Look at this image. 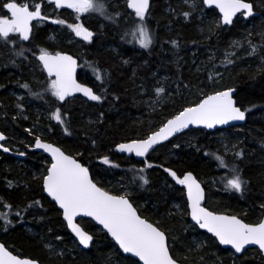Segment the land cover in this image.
<instances>
[{"label": "rangeland", "instance_id": "obj_1", "mask_svg": "<svg viewBox=\"0 0 264 264\" xmlns=\"http://www.w3.org/2000/svg\"><path fill=\"white\" fill-rule=\"evenodd\" d=\"M3 1L8 0H0V3ZM14 1L20 5L28 4L30 8L39 4L46 14L55 13L56 18L65 21L60 26L51 27L48 37H41V40L39 37L37 38V40L39 39L37 41L39 48L51 49L59 45V47L67 46L80 50L82 53L83 50L94 49L97 55L109 52L113 67L116 68L115 65L118 63L123 66V68H118L117 79L114 80L115 82L118 80L124 85L123 90L119 91L122 93L135 90L134 93H137L138 98L130 107L117 106L116 104L122 103L125 98L118 94L117 87H114L112 92L102 91L99 100L89 101L79 96H73L67 101L63 100L61 104L55 102L57 97L52 95L50 87L52 81L45 77L43 72L37 74V67L33 65L29 67L30 75L31 69L33 70L30 79L32 84L30 85H27L26 81L17 84L25 72L14 73L9 68L10 71H7L3 78L5 81H0V131L4 135L1 144L10 147L16 153L25 151L27 155L23 158H16L12 154L0 151V160L4 155L10 156L17 172L26 173L30 179L40 182V178L46 174V168L50 164L45 161V158L38 156H35L38 160L31 158L30 148L37 138L52 142L74 157L81 158L80 156H83L81 161L89 169L92 180L101 188L115 195L127 196L141 216L151 220L165 232L172 257L182 264H242L241 255L249 260L248 264H255L254 257L256 255L250 249L251 247L240 254H235L231 248L221 246L215 237L200 229L196 223L189 219L183 187L172 181L163 170H159L158 160L162 158L159 150L163 144L167 145V154L170 158L176 157L180 149L183 148H191L196 151L202 149L204 153L216 156L218 163H215L214 167H217V171L222 174L223 178L227 166L224 158L228 157L229 161L235 162L236 166L240 167L238 177L242 184L243 182L253 183L264 173V160L260 161V157L264 159V108L248 115V120L251 126L255 125L254 127L236 125L229 129L219 128L208 131L205 145L202 146L196 142L200 135L199 128L183 131L155 147L143 159L134 160L133 157H130L131 155L120 153L116 146L124 141L146 137L163 124L168 117L178 113L184 107L196 103L197 97L234 87L235 84L232 81L234 77L241 74L253 77L252 71L257 72L264 68V0H248L253 6L252 15L245 16V11L242 10L232 18V22L229 24L222 21V16L215 6L206 5L204 0H161L162 3L160 2L161 5H159L162 16L167 18L169 16V19L174 21L178 28L192 29V34L183 41L174 33L176 30L173 32L171 28L160 31L159 26L156 25L153 27L152 35L157 41H154L153 44L151 41L146 48L141 47L138 42V28L140 27L147 29L152 40L146 17L140 20L134 15L133 20L136 21L134 28L125 23L127 30L123 32V35L118 34L116 40V32L113 33L110 26L101 19V17L103 19L110 17L111 19L120 13L123 14V20L127 17L129 20L125 21L130 22L133 17L127 10V0H112L108 3L109 6L103 1L104 14L99 11L77 13L70 8L64 10V7H59L54 12V9L47 4V0ZM153 1L150 2L148 14L152 13ZM2 13L6 14L0 9V18ZM129 15L130 17H128ZM81 23H84L82 26L89 28L95 34L89 44H86L85 40L77 36L68 26ZM107 33L113 37L107 36ZM211 39L214 43L213 46L209 43L201 48L186 47L181 49L178 47L180 41L191 43L193 41H210ZM124 44L128 47L124 48L126 47ZM24 45L16 37V39L9 40L5 47H11L12 52L17 47V51L22 53L29 60L28 62H34L32 56L27 55L29 46ZM148 48L152 53H166L173 61L172 66L168 67V70L153 66L145 56L146 53L143 52ZM185 57L186 60H184ZM103 63L107 66L106 61ZM90 64L94 68L97 66L93 60ZM190 68V72L194 75L209 74L208 78L198 80L186 92L177 91L176 77ZM84 76L87 77L86 74ZM141 76L150 87L155 90L163 89V92L157 94L156 91L153 96L145 95L142 85L137 86ZM109 82L113 84V81ZM109 82L107 84H110ZM105 87L107 88V86ZM31 88L35 89L34 92ZM33 97H38L40 101ZM235 101L237 103L236 99ZM74 102L80 103L82 106V109L77 111L75 118L70 112ZM57 110H59L61 120L68 121L69 126L74 127L75 134L81 138H87L86 128L97 127V122L106 123L109 131L112 129L121 131L122 125L126 126L123 129H128L130 126L135 127L128 134H120V137H116L110 143H105L103 139H91L89 146L81 148L78 143L74 142L76 140L69 136V133L64 132L63 120L57 121L53 118V114ZM78 127H81V130H77ZM253 151H256L259 156L256 164L252 159ZM105 158L109 161L108 163H104ZM132 162L138 169L134 171V174L141 177L139 187L128 183L124 170L118 168V166ZM7 169L0 175V186L3 188V191H0V241L4 238L9 244L10 241L5 235L18 228L38 240L39 247L44 253V261L37 256L31 259L36 260L39 264H50L51 260L59 262L58 259L63 260L60 261L61 264H80L76 258L79 259L85 255L88 257V264H96L94 263L96 261H93L89 255L94 252L98 253V242L103 244V238L106 237H103V229L93 224L89 218L79 217L76 222L92 237L89 245L83 247L67 229L65 230L69 232V236L62 231V228L52 225L50 222L46 223L45 230L41 229V226L37 224L41 218H36V216L28 218L30 221L32 219L31 223L28 220L22 223L20 214L15 212L22 204L28 206L37 199L21 198L20 201L15 199L13 197L15 194L12 191L23 188L25 185L20 182L18 184L19 180H13L17 178L16 175V178L11 177L9 172L11 167ZM132 177L135 176L132 174ZM235 177L223 180L224 189L221 191L214 189L216 186L211 180L207 182L202 177H198L207 193L203 205L214 212L235 215L247 223L259 222L264 217V187L251 192L250 199L254 201V205L249 206L238 197L239 193L228 185V181ZM157 188L158 193L153 190ZM219 194L230 200L232 205L220 204L219 199L217 200ZM38 199L43 200L41 197ZM10 209L14 210L12 214L9 213ZM46 213L50 214L49 209L46 210ZM10 223H14L16 226L13 227L14 224ZM109 240L110 244H107L105 258L99 264H141L135 258L124 255L117 245ZM262 259L264 262V258ZM84 264H87L86 261Z\"/></svg>", "mask_w": 264, "mask_h": 264}, {"label": "snow or ice", "instance_id": "obj_2", "mask_svg": "<svg viewBox=\"0 0 264 264\" xmlns=\"http://www.w3.org/2000/svg\"><path fill=\"white\" fill-rule=\"evenodd\" d=\"M57 7L74 9L77 13L89 11L103 12V0H50ZM206 4L215 3L223 13V22L229 24L232 17L241 10L244 14L252 15V4L245 0H204ZM128 7L133 9L140 20L145 18L149 8V0H127ZM4 8L11 13V18H0V38L7 40L10 33H18L21 40H28L30 33V22L35 19H44L41 15V6L33 5L34 10H29L28 4L22 6L16 2H8ZM187 15V14H186ZM53 23L64 24L63 20H53ZM77 36L88 41L93 33L82 25H68ZM139 44L141 47H148L151 43L146 28H138ZM135 35V33H133ZM39 59L43 62L44 68L49 76L55 75L51 82L52 95L63 101L72 92H83L91 100H99L100 97L93 94L89 88L82 87L72 78V71L75 61L70 56L57 53L50 56L41 49ZM230 62V61H229ZM97 79H100L97 74ZM27 87V85H25ZM157 94L163 89H157ZM57 121L61 120L59 110L53 114ZM245 114L233 106L229 92H221L208 96L194 107L184 109L174 119L169 120L158 132L150 135L146 140L135 141L130 144L118 146L120 151L135 152L137 156H144L148 150L161 140L167 139L174 132L188 127L190 124H203L211 128L214 124H226L230 120H243ZM3 139V136H0ZM37 148H43L51 152L54 163L44 177L45 191L63 209L64 219L69 228L79 237L80 243L88 246L91 236L81 231L73 222V218L83 214L91 216L104 226L105 229L116 240L125 253H131L139 257L143 264H175L169 256L168 247L163 232L141 219L127 199L122 196L109 195L98 188L88 178V170L82 167L74 159L65 156L58 148L49 144L36 142ZM4 151H7L5 148ZM239 155V153H237ZM217 159H220L217 157ZM107 158L104 163H108ZM223 164V161H221ZM151 166V165H149ZM166 171H168L166 169ZM174 178L176 174L170 173ZM145 183L147 181L145 180ZM177 183L184 184L188 188V198L191 202L192 219L201 228H206L213 233L221 244L231 245L239 253L245 245H258L264 251V222L252 226L242 223L236 217L217 216L200 207V200L203 194L200 185L191 174L177 179ZM242 181L238 176L228 181V185L236 191L241 190ZM0 264H31L28 260L18 259L11 255L0 245Z\"/></svg>", "mask_w": 264, "mask_h": 264}, {"label": "trees", "instance_id": "obj_3", "mask_svg": "<svg viewBox=\"0 0 264 264\" xmlns=\"http://www.w3.org/2000/svg\"><path fill=\"white\" fill-rule=\"evenodd\" d=\"M105 2V4H107L108 6L112 0H103ZM161 0H154L152 3V13L146 15V21L148 22V27L151 30V35H152V30L153 27H155L156 25L159 26L160 31H164V30H168L172 28V31L174 32L176 30V32H174L181 40L185 41L186 39H188L190 37V35L192 34V29H187L186 27H181L178 28L177 24L172 21L171 19H169L167 17L162 16L161 12H160V5H161ZM160 4V5H159ZM112 15H114L113 12H111ZM134 13L131 14L132 20L129 21H125L122 19H119L117 17L111 18L110 17H106V19H104V22H106L110 28L111 31L114 33L116 32V37L115 40L117 38V35H123V32L127 30L126 26L124 25L125 23H128V25L131 28H134V26L136 25V21H134ZM159 15V16H158ZM120 26L121 29H120ZM157 26V27H158ZM168 27V28H167ZM42 30H38L36 33V38L40 37V35H42ZM167 32V31H166ZM107 36L109 37H113L112 35L107 33ZM114 39V38H113ZM152 44L154 43V41L156 42L157 40H155L154 36L152 35ZM183 41L178 42V47L181 49H185L186 47H190V48H201L204 45H209V43H211L213 46V40L211 39L210 41H193L191 43H185ZM125 45V44H124ZM126 46V45H125ZM128 45L124 48H127ZM123 48V49H124ZM144 53H146V57L147 59L150 61V63L155 66L158 69H163V70H168V67L172 66V59L169 58L167 56L166 53L164 52H158V53H152L149 48L146 50H143ZM84 54H86L89 58H91V62L92 60L94 62H98V64L101 66V75L103 76L104 80L102 79V81L100 82V84L96 85V87L98 88V90L100 92L102 91H106V92H112L113 88L117 87V91L118 94H121L122 97L125 98V100L122 103H117L116 105L121 106L122 108H127V106H131L132 103L135 102V100L138 98L137 93L135 90H130V91H124L121 93V91L119 90H123V86L118 80L117 82H115L114 80L117 79V75L116 73L118 72V68H123V66H121L119 63L116 66V68L113 67L112 62H111V54H109V52H104L103 55L102 54H98L96 50H88L87 52H85ZM187 58L185 57L184 60H186ZM12 61V62H11ZM103 61H106V65L103 63ZM0 81H5L3 80L5 73L7 71L13 70L14 73H19L20 71L25 72L23 73V75L21 76V78L19 79L20 81H17V84H20L24 81L28 82L27 85L32 84L31 83V76L33 75V70L31 69V75H30V70L29 67H24L22 64V61L20 60V58H17L16 55H14L13 60L11 59V56H5V58L3 59V57L0 59ZM104 65V66H103ZM5 67V68H4ZM10 68V69H9ZM25 69V71H24ZM190 69H187V71H184V73L179 74V76L176 77V90L179 92H186L191 86L192 84H194L195 82H198V80H202V79H207L209 74H205V75H201V74H197L194 75L193 73L190 72ZM107 72V73H106ZM253 73V77H246L243 76L244 74L239 75L238 77L236 76L235 80L234 78L232 79V81L234 82V87L236 89L234 97L237 100V103L240 107H242L247 115H246V120L244 122V124L242 126L244 127H254L251 126L250 121L248 120V115L254 114L256 112H258L259 110H261L262 108H264V68H262L261 70L256 71H252ZM127 78V77H125ZM142 79V80H141ZM141 79L138 80V85L137 86H141L143 87L144 91H145V95L147 96H153L156 92V90L152 87H150L143 79V76H141ZM113 81V84H111L109 81ZM107 82H109L110 84H107ZM141 84V85H140ZM107 86V88L105 87ZM120 88V89H119ZM32 91L34 92V88H31ZM41 89V88H40ZM172 92H174L172 90ZM102 94V93H101ZM201 96L197 97V100L200 99ZM33 99L38 100V97H33ZM194 103V102H193ZM82 106L80 105V103H76L74 102V106H72L70 109V112L72 114V117L75 118L76 113L78 110H80ZM82 109V108H81ZM63 120V119H62ZM61 120V121H62ZM137 121V120H136ZM97 122V121H96ZM138 124V123H137ZM261 124V123H260ZM99 125V128H98ZM62 126L64 128V132L66 134H70V137H73L74 142L78 143V145H80L79 147L81 148H85L86 146H89V142L91 139L93 140H101L103 139L104 142H112L113 140H115L116 137H120V134H128L132 129H134L135 126H130L128 129H123L126 126L122 125L121 127V131L117 130V129H112L111 131H109V127L107 126L106 123H98L97 122V127L95 126L94 128L88 127L86 128L87 131V138H81L78 134H75L74 132V127L69 126L68 121H66L65 119L62 121ZM228 127V128H224V129H229L232 128ZM114 128V127H113ZM77 130H81V127L76 128ZM218 130V129H215ZM198 131L200 132L199 137L197 139V143L198 145H205L206 142V135H208V131L204 130V129H198ZM67 136V135H66ZM160 152V156L162 157L161 159L158 160L159 162V166H169L171 168H173L177 173H183L185 171H191L193 172L197 177H202V179H205L207 182H209V180L212 181V183H214V185L216 187H214V189L221 191L222 189H224V185L222 183L223 180H227L230 179L233 176H239V172H240V167L236 166L235 162H231L228 160V157H225L224 159L226 160V172L224 173V178L222 177V174L219 173L216 169L217 167L215 166V163H218L216 160V156L215 155H209L207 153H204V151H202V149L199 150H194L191 148H183L180 149L178 155L176 157H171L168 156L167 152H168V147L167 145L163 144L159 150ZM254 152V151H253ZM32 155L31 158H35V156L39 155V156H44L41 154H35L34 152H30ZM254 155L252 156L253 161L256 163H258L259 160V156L256 153V151L253 153ZM166 156V157H165ZM4 158H2V160H0V175L2 173H5V170H8L7 168L11 167V170H9L10 172V176L11 177H15L16 175V179L13 180H19L17 183H23L25 185V187L23 188H19L17 190H13L12 193H14L15 195H13V197H15V199L19 200L21 198H25V199H30V200H35L36 201L25 205L22 204L19 209L15 212L20 214V219L22 220V223L26 222L28 220V222L31 223L30 219H28L30 216H32L34 218V216H36V218H41L39 220V222H37V224H39V226H41V229H44L47 224L46 223H51L52 225H56L60 228H62L63 232H66V234H68V236L70 235L68 231H66V226L64 225V223L62 222L61 218H60V211H58L55 206L53 205V203H51L49 201V199L41 192V187H40V182H38V180H32L28 177V175L26 173H22L21 171L17 172L15 167L12 164V158L8 155H4L2 156ZM81 158L83 156H80ZM254 157V158H253ZM42 158V157H41ZM262 157H260V161L264 160L261 159ZM7 161V163H5ZM134 161V160H133ZM8 163H9V167H8ZM11 165V166H10ZM254 166V165H253ZM118 168L120 170H124L125 173V178L126 181L130 184L133 185H140V176H137L134 174L135 170H138L137 167L134 165V163H125L122 166H118ZM159 170L161 171L162 168L160 167ZM164 173V172H163ZM133 176L135 177H132ZM165 175V174H164ZM226 178V179H225ZM160 180V179H159ZM218 181V183H217ZM15 184V182H14ZM139 187V186H138ZM218 187V188H217ZM262 187H264V173H262L261 177L256 178L255 181L253 183H248V182H243L241 190L237 191L239 194L238 197H240L241 199L244 200V202L246 204H248L249 206L254 205L253 204V200L250 199L251 198V192H254V189L258 190L261 189ZM156 193L159 192L158 188L157 189H153ZM0 191H3V188H1L0 186ZM171 191V190H169ZM215 193V192H213ZM43 198V200H39L38 198ZM236 197V196H235ZM46 198V199H45ZM219 199V203L222 205H226L229 204L230 206L232 205V202L228 199H226V197L224 195H218L217 200ZM45 202V203H43ZM49 209V213H46V210ZM45 211V212H44ZM14 210L10 209L9 213H13ZM2 215V214H1ZM50 215V217H48ZM151 221V220H150ZM34 222V221H33ZM11 225H13L14 223H10ZM50 225V224H49ZM16 226L15 224L13 225V227ZM45 230V229H44ZM103 237L106 236V233H102ZM6 238L9 239V244L6 243L5 239H1L5 245L11 249L12 251L18 252L21 255H27L31 258H33L34 256L37 258H40V260L44 258V253L42 251V249H40L39 247V243L37 242L38 240L35 237H31L29 235H27L26 233L22 232L21 230H19L18 228L14 229L13 232L8 233V235H5ZM109 238H107V236L105 238H103V244L99 243L97 244V250L98 253L94 252L91 253L89 255V257L93 260L96 261L94 263L99 264L102 262L103 258H105V251L107 250V244L108 243ZM111 243L112 241L109 240ZM179 245V243H178ZM104 251H101V250ZM180 249V246H179ZM250 249L253 250V252L255 253V257L254 260L255 264H264L263 259L264 257H262L261 252L257 249V248H253L251 247ZM249 249V250H250ZM100 251V252H99ZM94 255V256H93ZM258 255V256H257ZM262 257V258H261ZM241 260H242V264H248L249 260H247V258L243 257V255L240 256ZM88 257L87 255L81 257L78 259V257L76 258L77 262H79L80 264H84L85 261L88 264ZM75 260V259H74ZM57 261V260H55ZM51 260L50 264H61L60 261L63 260H59V262H55Z\"/></svg>", "mask_w": 264, "mask_h": 264}, {"label": "water", "instance_id": "obj_4", "mask_svg": "<svg viewBox=\"0 0 264 264\" xmlns=\"http://www.w3.org/2000/svg\"><path fill=\"white\" fill-rule=\"evenodd\" d=\"M8 2H13V1H8ZM8 2H7V3H8ZM14 2H16V1H14ZM149 2H150V0H149ZM245 2H248V3L252 4V3H251L250 1H248V0H245ZM16 3H17V2H16ZM204 3H205V2H204ZM17 4L20 5L19 3H17ZM205 4H206V3H205ZM206 5H212V6H215V7L217 8L219 14L222 16V21H223V13L220 11V9L216 6L215 3H213V4H206ZM20 6H22V5H20ZM29 10H34V9H30V8H29ZM130 10L134 11V10L131 9V8H130ZM241 11H242V10H241ZM244 11H245V10H244ZM237 13H238V12H237ZM237 13H236V14H237ZM236 14H235L232 18H234V17L236 16ZM245 16H247V15H245ZM83 27H84V26H83ZM84 28H86V27H84ZM86 29H87V28H86ZM87 30H88V29H87ZM88 31H90V30H88ZM90 32H93V31H90ZM30 33H31V27H30ZM30 33H29V36H30ZM79 37H80V36H79ZM81 38H82V37H81ZM23 41H25V40H23ZM58 53H59L60 55H64V56H70V57L72 58V60L75 61V67H74V70L72 71V78L76 81L77 84L81 85L82 87L89 88V89H91L92 92H93L92 87H90V86H88V85H86V84H82V83L78 82L77 79H76V72H77V59H76V57H74L73 55H71V54H69V53H65V52H58ZM56 54H57V53H56ZM56 54H52V53H50L49 55H50V56H55ZM40 55H41V54L38 55V59H39V56H40ZM39 60H40V59H39ZM40 61H41V60H40ZM41 62H42V61H41ZM42 65H43V62H42ZM43 68H44V65H43ZM44 70H45L46 73L48 74V72H47V70H46L45 68H44ZM52 76H53L54 78H56L55 75H52ZM235 91H236V89H235L234 87H230V88H226V89H222V90H217V91H214V92L208 93V94L204 95L203 97H201L196 103H194V104H192V105H188V106L184 107L183 109H181L178 113L174 114V115L171 116V117H168V118L163 122V124H161L158 128H156L155 130H153L152 132H150L146 137L141 138V139H133V140H128V141H124V142L118 143V145L116 146V149H117L120 153H126L127 155H132V156H134L135 158H142V157L146 156L147 154H149V153H150L155 147H157L158 145H161V144H163V143L169 141L170 139H172V138L175 137L176 135L182 133V132L185 131V130L191 129V128H201V129H204V130L213 131V130H215V129H217V128H228V127H231V126L243 125L244 122H245V120H246V113H245V111H244V109H243L242 107H240L239 105H237V103H236V101H235V97H234ZM221 92H229V94H230V98H231V100H232V102H233V106L236 107V108H238V109H240L241 111L244 112V114H245V118H244L243 120H230V121H229L228 123H226V124H214L213 127H211V128H208V127L204 126L203 124H199V125L190 124V125H188V127L183 128V129H181L180 131L174 132V133H173L171 136H169L167 139H165V140H161V141H159L158 143H156L155 145H153V146L148 150V152L145 153L144 156H137V155L135 154V152H127V151H120V150H119L118 146L121 145V144H130V143L135 142V141H143V140H146L150 135H152L153 133L158 132V131H159V130H160L165 124H167V122H168L169 120H172V119H174L177 115H179L184 109L189 108V107H194V106L198 105L201 101H203L204 99H206L208 96H212V95H215V94H217V93H221ZM74 93H82V94H83V92H75V91H74V92H72L71 95H73ZM93 94H94V92H93ZM71 95H69V96H71ZM69 96H66L65 98H67V97H69ZM84 96H85V95H84ZM86 97H87V96H86ZM87 98H88V97H87ZM88 99H89V98H88ZM89 100H91V99H89ZM60 101H61V100H60ZM0 136H3V139H4V135H3V133H2L1 131H0ZM3 139H0V149H2V150L5 149V147H3L2 144H1V141H2ZM37 139H39V138H37ZM37 139L34 140V147H35L37 150H41V151H43L46 155H48V156L52 159L50 165H49L48 168H47V172H46V174L44 175V177H45V176L48 174V170H49V168H50L51 165L54 163V160H53V156H52L51 152H49V151H45L43 148H37V147H36ZM39 140H40L41 143L49 144V145H51V146L54 147V148H58V149H59V150L65 155V156H68V157H70L71 159H74V160H75L77 163H79L82 167L86 168V169L88 170V178L92 181V183H94V184H95L98 188H100L101 190L107 192L106 190H104L103 188H101L98 184H96V182H94V181L92 180V178H91V176H90V173H89V169H88L84 164H82V162H81L80 160H77L74 156H72V155L66 153L61 147H59L58 145H56V144H54V143H52V142L45 141V140H42V139H39ZM6 149H7V148H6ZM166 169L168 170L169 173L174 172V173L176 174V178H174V177L170 174L171 178L175 181V183H177V179H183L184 176H186V175H188V174H191L192 177L196 180V182L200 185V190H201V192H202V194H203V198L200 200V207L206 209L207 211L213 213L214 215H217V216H227V217H236V218H237L238 220H240L242 223H245V224H248V225H252V226H256V225H258V224L264 222V217H263V218H262L259 222H257V223H247V222L243 221L241 218H239V217H237V216H235V215H229V214H225V213L214 212V211H212V210L206 208V207L203 205V202H204V200H205V189H204V187H203L201 181L199 180V178H198L193 172H191V171H185L182 175H178V174L174 171V169H171V168H168V167H167ZM44 177H43V188H44ZM177 184H178L179 186L182 185V186L184 187V189H185V197H186V201H187V203H188L189 219H190L191 221H193L194 223H196V225H197L200 229L205 230L206 232L210 233L213 237H215V239L218 241V243H219L221 246L231 248V249L235 252V254H240L242 251H244V250L247 249V248H250V247H256V248L262 253V255H263V257H264V251H262V250L259 248L258 245H245V247H244L239 253H237V252L235 251V249H234L231 245L221 244L220 241H219V239H218L213 233L209 232L206 228H201V227L199 226V224H198L195 220L192 219V209H191V206H190L191 202H190V200H189V198H188V188H187V186L184 185V184H179V183H177ZM44 190H45V188H44ZM45 192H46V194L49 196V198H50V199L56 204V206L61 210V216H62V219H63V220L65 221V223H66L67 230H68V231H69V232H70V233H71V234H72V235H73V236H74V237L80 242L79 237H77L76 234L72 231V229L69 228L67 221L64 219L63 209H61V208L59 207L58 203H57V202H56V201H55V200H54V199H53V198L47 193V191H45ZM107 193H108L109 195H113V196H118V197L120 196V195H115V194H112V193H109V192H107ZM122 197H124L125 199H127V200L129 201V203H130V204L132 205V207L135 209L136 214H137L141 219L145 220L147 223L152 224L153 227H156L158 230H160L161 232L164 233V235H165V241H166V245H167V238H166V234H165V232H164L163 230H161L159 227H157L153 222H151V221L148 220L147 218L141 216V215L139 214V212L136 210V208L134 207V205L132 204V202L130 201V199H129L127 196H122ZM79 217L89 218V219L91 220L92 223H94L95 225H98L99 227H101V228L103 229V231L106 233L107 237H108L109 239H111V240L113 241L114 244L117 245L118 249H119L124 255L131 256V257L135 258L136 260H138L141 264H143V261H141V260L139 259V257H136V256H134V255L131 254V253H125V252L123 251V249L119 246V244L116 242V240H115V239L111 236V234L107 231V229H105L104 226H103L102 224H100L97 220H95L93 217H91V216H86V215H83V214H80V215L75 216V217L73 218V222H74V224H76L77 227H79V228L81 229V227H80V226L78 225V223L76 222V220H77ZM81 231L85 232V231L82 230V229H81ZM85 233H86V232H85ZM86 234H87V233H86ZM87 235H89V234H87ZM89 236H90V235H89ZM89 242H90V241H89ZM80 244H81V243H80ZM0 245H2V246L5 248L6 251H8L11 255L16 256L18 259L28 260V261L31 262V264H39L36 260H33V259H31V258H29V257H26V256H20V255H18V254H16V253L12 252L10 249H8V248L4 245L1 241H0ZM81 245H83V244H81ZM88 245H89V244H88ZM83 247H85V246L83 245ZM167 247H168V245H167ZM168 252H169V256L174 260L175 264H182L181 262H179L178 260H176L175 258L172 257V255H171V253H170V250H169V247H168Z\"/></svg>", "mask_w": 264, "mask_h": 264}, {"label": "flooded vegetation", "instance_id": "obj_5", "mask_svg": "<svg viewBox=\"0 0 264 264\" xmlns=\"http://www.w3.org/2000/svg\"><path fill=\"white\" fill-rule=\"evenodd\" d=\"M9 1V0H8ZM8 1H3L2 3H0V9H2V11H5L6 14L4 15L3 13L1 14L2 17L1 18H11V13L4 8V5L8 2ZM151 2V0H150ZM150 2H149V5H150ZM47 4L49 6H51L53 9H54V12L57 11L59 9V7L56 6L55 3L53 2H50V0H47ZM150 7V6H149ZM30 8V7H29ZM30 9H34V8H30ZM64 10L67 9V7H64L63 8ZM71 9V8H70ZM41 15L44 17V19H35V20H32L30 22V27H31V33H30V36H29V39L26 40V41H23L20 39L19 37V34L18 33H10L9 37L7 38V40H4L2 38H0V59L3 57V59L5 58V56H11V59L13 60L14 58V55L17 56V58L20 57V60L22 61V65L24 67H32L35 66L38 68V72L37 74H39L40 72H43L45 77H48L51 81L54 80L55 78L53 76H49V74L46 73V71L44 70L43 68V65H42V62L38 59V55L41 54V49L43 48H39L38 47V43L37 41L40 39L41 40V37L43 38L44 36L48 37L49 35V30L51 27H56V26H60L61 24L59 23H53L52 21L53 20H61L60 18H56L55 17V13L53 14H46L45 12H43L42 10V7H41ZM127 10L129 11V13L131 12V14L135 13L134 11L130 10V8L128 7V4H127ZM148 11H149V8L146 12L145 15H148ZM85 14V13H84ZM118 16L116 15L117 18L119 19H124L123 17V14H120V13H117ZM130 14V15H131ZM130 15L128 17H130ZM62 16H64L62 14ZM146 17V16H145ZM102 20H104L102 17H101ZM128 18L126 17L125 20H127ZM131 19V18H130ZM129 20V19H128ZM40 22V24H39ZM80 25H84V23H81ZM88 30H90L89 28H87ZM38 30H42V35H40L39 39L37 40L36 38V33ZM92 31V30H90ZM93 33V32H92ZM94 33L91 37L90 40L86 41V44H89V42L92 41L93 37H94ZM16 37H18L20 39V41L22 43H24L25 45L24 46H29L28 50H29V53H27L28 56H32L34 62L31 61L28 62L29 60L23 56L22 53H20L19 51H17V47L15 50H13L12 52V49L11 47L10 48H7L5 47V44H8V41L9 40H12V39H16ZM41 45V44H40ZM15 47V46H14ZM45 50L48 54L52 53V54H56L58 52H65V53H69L71 55H73L74 57H76L77 59V72H76V79L78 82L82 83V84H86L90 87H92L93 89V92L95 95L97 96H101V92L98 90V88L96 87V85L100 84V82L102 81V79L104 80L103 76L101 75V72L100 70L102 69L101 66L98 64V62H95L96 63V67L94 68L93 66H91V61L88 62V60H90L91 58H89L86 54H84L85 52H87V50H83V53L80 51V50H75V49H72L70 47H67V46H62V47H59V45L57 47H54V48H51V49H43ZM12 62V61H11ZM104 66V65H103ZM92 67H93V70H92ZM5 68V67H4ZM107 73V72H106ZM86 74V78H85V75ZM97 74H99L100 76V79H97ZM95 81V82H94ZM73 96H79L81 98H84V99H88L86 96H84V94L82 93H74L73 95L67 97L64 99V101L68 100L70 97H73ZM89 100V99H88ZM89 101H93V100H89ZM55 102H59V103H63L62 101H60L58 98L55 99ZM4 140V139H3ZM46 141V140H45ZM3 146V145H2ZM5 148H7V151H4L2 149H0V151L4 152L5 154H12L14 157L16 158H23L24 156H26V152L25 151H22L20 153H16L15 150H12L10 147H6V146H3ZM30 152H34L35 154H41V155H44V156H39L37 155L38 157H42V158H45V161L48 162V164L51 163L52 159L46 155L43 151L41 150H37L35 147H34V141H33V144L30 148ZM65 151V150H64ZM66 152V151H65ZM29 155H33V154H29ZM147 156V155H146ZM144 156V157H146ZM130 157H133V159L137 160L139 158H135L134 156H130ZM143 157V158H144ZM77 160H80L81 161V158L79 157H75ZM143 158H140V159H143ZM28 159H31V158H28ZM36 160H38V158H35ZM82 162V161H81ZM83 164V162H82ZM49 166V165H48ZM47 166V168H48ZM162 168V170L170 177V179L172 181H174L171 176H170V173L168 171H166V168L167 166H159ZM46 168V170H47ZM175 171V170H174ZM176 172V171H175ZM178 175H182L183 173H177ZM175 182V181H174ZM182 186V185H180ZM40 187H41V192L49 199V201L51 203H53V205L55 206V208L60 211V218L62 220V222L64 223V225L66 226V223L65 221L62 219V216H61V210L56 206V204L49 198V196L46 194L44 188H43V177L40 178ZM183 187V186H182ZM183 190H184V196H185V189L183 187ZM206 191H205V197H206ZM185 202L187 204V208H188V203L186 201V197H185ZM67 229V227H66ZM1 242L5 245V243L1 240ZM6 246V245H5ZM7 247V246H6ZM8 248V247H7ZM9 249V248H8ZM11 250V249H10ZM12 251V250H11ZM20 256H26V255H21L19 254L18 252H15V251H12ZM28 257V256H26ZM31 258V257H29Z\"/></svg>", "mask_w": 264, "mask_h": 264}]
</instances>
